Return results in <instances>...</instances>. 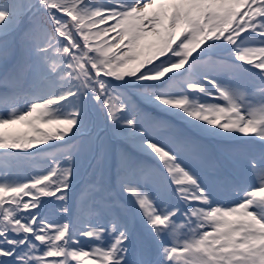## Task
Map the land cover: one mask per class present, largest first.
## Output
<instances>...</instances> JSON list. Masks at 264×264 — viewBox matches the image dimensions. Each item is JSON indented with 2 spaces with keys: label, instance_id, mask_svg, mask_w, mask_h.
I'll use <instances>...</instances> for the list:
<instances>
[{
  "label": "snow or ice",
  "instance_id": "1",
  "mask_svg": "<svg viewBox=\"0 0 264 264\" xmlns=\"http://www.w3.org/2000/svg\"><path fill=\"white\" fill-rule=\"evenodd\" d=\"M0 264H264V0H0Z\"/></svg>",
  "mask_w": 264,
  "mask_h": 264
},
{
  "label": "rangeland",
  "instance_id": "2",
  "mask_svg": "<svg viewBox=\"0 0 264 264\" xmlns=\"http://www.w3.org/2000/svg\"><path fill=\"white\" fill-rule=\"evenodd\" d=\"M37 127L43 129L45 127V125L44 124H37ZM54 129H55V127L51 128V130H54ZM13 130L17 131V132H20V133H27L28 135H33L34 134L32 132V130L25 124L15 125V126H13ZM24 130H26V131L24 132ZM44 130H49V129L46 128Z\"/></svg>",
  "mask_w": 264,
  "mask_h": 264
}]
</instances>
